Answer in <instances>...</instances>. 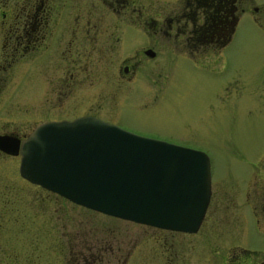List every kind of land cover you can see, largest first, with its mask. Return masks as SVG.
<instances>
[{
	"label": "flooded vegetation",
	"instance_id": "1",
	"mask_svg": "<svg viewBox=\"0 0 264 264\" xmlns=\"http://www.w3.org/2000/svg\"><path fill=\"white\" fill-rule=\"evenodd\" d=\"M151 1L159 3L154 11L148 10V0H0V137L22 141L42 123L84 116L122 126L120 106L110 105L102 110L104 116L99 114L98 104L91 99L87 101L84 96L85 80H91L89 87L98 88L100 61H121L118 65L104 63L102 66L101 74L112 79H109L111 84L114 80L121 86L137 82L144 72L143 76L149 75V80L159 87L154 93L162 88L159 84L166 54L179 51L182 58L198 60L211 50V45L219 50L230 39L217 45L222 38L219 32L213 37L208 26L203 34L198 32L211 13V3L206 0H184L181 8L171 11L163 10V0ZM238 9L243 10L241 0H231L230 18L234 29ZM115 74L120 75L118 79ZM145 94L142 92L139 97L140 101L145 100L139 103L144 108L152 105L148 103L149 97L142 98ZM4 156L20 158L19 153L0 149V158ZM21 178L22 181L13 182L0 179V264H36L33 254L37 248L56 254L55 264H112L110 260H103L106 246L100 244L97 236L84 244L83 237L76 235L75 243H70L67 223L62 222L60 230L53 229V235L46 236L47 244L43 248L36 246L34 235L31 236L23 250L29 255L20 260L19 202L36 199L47 203L50 197L70 201ZM19 182L25 186H19ZM212 195L211 189L204 218ZM257 199H249L247 206L252 210L251 220L259 225L261 216L257 208L264 207V203ZM200 226L194 231L160 228L162 233H178L183 239L173 240L167 246L159 237V264H264V228L248 230L245 235L244 231L215 235L211 229L201 230ZM213 241H217L219 249L213 246L209 250L208 245ZM4 243L11 250L10 256H3Z\"/></svg>",
	"mask_w": 264,
	"mask_h": 264
},
{
	"label": "rangeland",
	"instance_id": "2",
	"mask_svg": "<svg viewBox=\"0 0 264 264\" xmlns=\"http://www.w3.org/2000/svg\"><path fill=\"white\" fill-rule=\"evenodd\" d=\"M163 3V10L171 11L181 8L184 0ZM147 4L149 11L159 5L151 0ZM241 6L243 10H236L239 17L233 34L219 50L211 45V50L198 60L182 58L179 51L166 54L159 84L162 88L154 92H158L156 98L153 91L159 87L149 80V75L143 76L144 72L137 82L122 86L116 80L111 84L112 79L102 76L104 63L114 66L120 59L100 61L97 89L89 87L91 80H85L84 96L98 104L99 114L104 115L102 110L116 104L122 109L119 116L124 128L148 132L208 154L213 195L200 228L211 229L215 235L236 231H244L245 235L248 230L264 228V207L257 208L261 216L258 225L251 220L252 210L247 206L254 197L264 203V0H241ZM181 47L186 48L185 44ZM142 92L146 93L142 98L149 97L152 105H139L145 101H140ZM18 166L19 157L0 158V179L22 181ZM23 201L19 202L20 260L29 255L23 250L31 236L34 235L35 245L43 248L46 236H52L53 229L60 230L61 222L67 223L70 243H75L76 235L83 237L84 244L97 236L108 249L103 251V260L112 264H159V237L167 246L183 239L181 234L162 233L158 227L79 207L68 200L50 197L47 203ZM216 244L217 241L211 242L209 250ZM244 244L247 245L246 240ZM4 245L3 256H10L11 250ZM33 256L36 264H55L57 260L56 254L38 248Z\"/></svg>",
	"mask_w": 264,
	"mask_h": 264
},
{
	"label": "water",
	"instance_id": "3",
	"mask_svg": "<svg viewBox=\"0 0 264 264\" xmlns=\"http://www.w3.org/2000/svg\"><path fill=\"white\" fill-rule=\"evenodd\" d=\"M19 172L69 200L160 228L198 229L211 194L205 151L137 134L93 116L45 122L22 141Z\"/></svg>",
	"mask_w": 264,
	"mask_h": 264
},
{
	"label": "trees",
	"instance_id": "4",
	"mask_svg": "<svg viewBox=\"0 0 264 264\" xmlns=\"http://www.w3.org/2000/svg\"><path fill=\"white\" fill-rule=\"evenodd\" d=\"M211 3V13L207 16L204 24L200 26V32L203 34L206 27H210L212 36L215 37V32H219V37L222 38L217 42V45L225 43L231 36L234 30V21L230 18L231 0H206ZM227 10V11H226ZM227 14V18L225 15Z\"/></svg>",
	"mask_w": 264,
	"mask_h": 264
}]
</instances>
